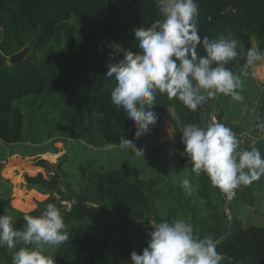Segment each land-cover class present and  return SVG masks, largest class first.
<instances>
[{
    "label": "trees",
    "instance_id": "obj_1",
    "mask_svg": "<svg viewBox=\"0 0 264 264\" xmlns=\"http://www.w3.org/2000/svg\"><path fill=\"white\" fill-rule=\"evenodd\" d=\"M196 2L201 37H231L243 46V51L238 48L240 56L224 66L241 75L244 85L251 79L244 52L252 48V40L264 51V0ZM157 18L156 0H0V142L12 148L69 138L100 147L120 145L121 136L132 139L133 125L127 113L111 102L115 81L105 77L107 64L100 45L107 40L138 52L133 30L147 27ZM26 46L25 57L10 63V58ZM198 50L204 54L202 48ZM217 96V121L229 127L223 117L231 114V97ZM156 103L157 124L149 135L137 139L136 145L161 134V119L169 109L181 130L186 124H197L193 111L177 99L157 93ZM258 121L264 122V91ZM259 129L248 148L255 147L263 155L264 135ZM21 154L34 152L23 150ZM172 167L173 173L187 171L192 176L191 195L173 175L152 172L145 176L134 163L123 161L88 173L82 169L86 182L78 193L71 194L74 203L69 211L61 209L58 199L29 210L13 209L6 196L0 198V214L12 216L15 227L22 229L25 214L39 216L48 203H54L64 216L68 236L60 246L45 247V254L53 256L56 264H130V253L139 254L149 239L141 221L174 219L191 222L199 238L226 231L216 241L221 264H264V226L244 225L238 209L225 225L208 178L197 176L182 155H176ZM25 181L29 188L42 192L51 193L59 186L54 174L25 175ZM93 201L104 208L99 210ZM22 246L18 244L16 250ZM12 251L0 247V264H12Z\"/></svg>",
    "mask_w": 264,
    "mask_h": 264
},
{
    "label": "clouds",
    "instance_id": "obj_2",
    "mask_svg": "<svg viewBox=\"0 0 264 264\" xmlns=\"http://www.w3.org/2000/svg\"><path fill=\"white\" fill-rule=\"evenodd\" d=\"M156 6L159 18L133 30L139 51L119 48L122 58L108 63L105 73L115 81L112 104L122 108L133 125V138L121 136L120 146L138 156H143V148L135 141L149 135L159 118L153 110L157 93L177 99L193 112L218 94L244 100L239 91L241 75L224 66L240 56V42L231 37H201L196 0H156ZM244 57L247 68L264 60V51L249 48ZM258 126L264 128V122ZM181 132L183 155L192 171L204 174L211 186L229 198L241 186L264 176V155L259 149L245 147L246 141L242 143L231 127L215 118L206 126L186 124ZM181 186L189 195L194 191L187 177ZM23 220L22 229H17L12 216L0 214V247L15 250L12 264H56L53 256L45 254V247L60 246L68 239L61 211L48 203L39 216L25 214ZM149 225L147 246L139 254L130 253V264H221L216 241L211 236H195L191 222L174 219L149 221ZM18 244L23 246L16 250Z\"/></svg>",
    "mask_w": 264,
    "mask_h": 264
},
{
    "label": "rangeland",
    "instance_id": "obj_3",
    "mask_svg": "<svg viewBox=\"0 0 264 264\" xmlns=\"http://www.w3.org/2000/svg\"><path fill=\"white\" fill-rule=\"evenodd\" d=\"M100 48L105 55L106 64L122 58L119 48L128 49L115 46L107 40H102ZM252 48H256L254 40H252ZM250 75L251 79L246 80L239 90L244 100L237 102L231 99L229 102L231 114L226 113L223 117V120L228 121L229 127L242 139V143L246 141L245 147L254 143L255 132L259 128L258 107L264 91V60L250 66ZM217 97L207 99L197 111L193 112L200 126L210 123L212 115L216 116L219 111L216 106ZM234 116L237 117L233 120ZM161 123L162 131L158 137L137 145L143 148V156L123 149L120 145L105 144L94 147L85 141L69 138L47 139L40 145L24 143L14 145L12 148H5L0 142V198L7 196L10 207L20 210H29L45 201H55L61 197L73 198L71 194L78 193L86 182V179L81 177L82 169L88 173L91 170L116 167L123 161L134 163L145 176L152 172H161L168 176L173 175L178 182L185 177L192 182V176L187 171L173 174L172 165L176 155L183 156L184 146L181 143L180 124L171 109L161 119ZM259 131V134L264 135V128H260ZM23 150H31L34 154L23 155L21 154ZM37 173H41L43 177H48L49 174L57 175L58 188L51 193L42 192L35 187L29 188L25 175L33 176ZM237 192L236 200L226 205L213 187V198L221 208L225 225L229 223L237 209L240 213L242 207H245V211L244 214L241 212V218L246 223L251 222L254 213L264 215V176L249 185L241 186ZM92 203L94 204V201ZM94 205L99 210L105 206L96 202ZM228 215L231 216L230 219ZM141 223L148 231L150 230L149 221L143 220ZM254 224L264 225V219L257 218Z\"/></svg>",
    "mask_w": 264,
    "mask_h": 264
},
{
    "label": "built area",
    "instance_id": "obj_4",
    "mask_svg": "<svg viewBox=\"0 0 264 264\" xmlns=\"http://www.w3.org/2000/svg\"><path fill=\"white\" fill-rule=\"evenodd\" d=\"M213 118H215L217 120V117L215 115H212L211 121H212ZM184 157H186V156L184 155ZM218 191H219V193H220V195H221V197H222V199H223V201H224V203L226 205L229 204V203H232L233 201H235L236 198H237V195H238L237 190H236L235 196H233L231 198H229L228 196H226L220 190H218ZM57 203L60 205V207H61V209L63 211H69L72 208V205L74 203V200H73V198L68 199L67 197H65V198L58 199L57 200ZM230 218H231V216L228 215V219H230Z\"/></svg>",
    "mask_w": 264,
    "mask_h": 264
},
{
    "label": "crops",
    "instance_id": "obj_5",
    "mask_svg": "<svg viewBox=\"0 0 264 264\" xmlns=\"http://www.w3.org/2000/svg\"><path fill=\"white\" fill-rule=\"evenodd\" d=\"M197 120V119H196ZM178 121V120H177ZM263 136V135H262ZM241 141H242V139H241ZM252 144V143H251ZM250 144V145H251ZM184 156V155H183ZM174 174V173H173ZM215 190L219 193V191H218V189L217 188H215ZM214 193L212 192V195H213ZM220 194V193H219ZM243 209L240 211V213H239V215H240V220L242 221V223L244 224V225H250V224H254V221H255V219H257V218H260V219H264V215L262 216V215H258V214H256V213H254V215H252L251 216V222H244L243 221V219L241 218V212H242V214H244V211H245V207H242ZM151 222V221H150ZM264 226V225H263ZM225 233H226V231H221V232H219L218 234H216L215 236H213L212 238L215 240V241H218L219 239H221L224 235H225Z\"/></svg>",
    "mask_w": 264,
    "mask_h": 264
},
{
    "label": "water",
    "instance_id": "obj_6",
    "mask_svg": "<svg viewBox=\"0 0 264 264\" xmlns=\"http://www.w3.org/2000/svg\"><path fill=\"white\" fill-rule=\"evenodd\" d=\"M29 50V46L24 47L23 49H21L19 52H17L16 54H14L11 58H10V63L16 62V61H20L22 60L26 53ZM68 199H70V196H67Z\"/></svg>",
    "mask_w": 264,
    "mask_h": 264
}]
</instances>
